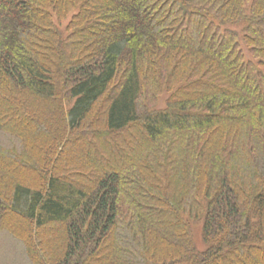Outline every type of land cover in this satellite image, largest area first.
<instances>
[{
  "label": "trees",
  "instance_id": "16d2710c",
  "mask_svg": "<svg viewBox=\"0 0 264 264\" xmlns=\"http://www.w3.org/2000/svg\"><path fill=\"white\" fill-rule=\"evenodd\" d=\"M3 235L24 264H264V0H0Z\"/></svg>",
  "mask_w": 264,
  "mask_h": 264
},
{
  "label": "rangeland",
  "instance_id": "374dc122",
  "mask_svg": "<svg viewBox=\"0 0 264 264\" xmlns=\"http://www.w3.org/2000/svg\"><path fill=\"white\" fill-rule=\"evenodd\" d=\"M59 26V29L64 31V28L67 24V20H64L62 22L57 23ZM165 103V97L158 98L156 102V108L161 109L164 107ZM11 229L14 230V225L16 227L25 228V224L20 222L10 223ZM193 237L196 242V245L199 249L202 247V239H201V229L199 225L193 226ZM17 231V230H16ZM17 243V242H16ZM13 242L12 239H10L8 236L3 235V237L0 239V263L1 264H24V255L22 253V250L20 248V245L18 243L16 244Z\"/></svg>",
  "mask_w": 264,
  "mask_h": 264
}]
</instances>
